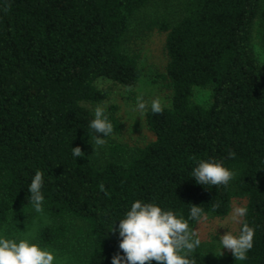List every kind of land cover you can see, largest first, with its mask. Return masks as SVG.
<instances>
[{"label": "trees", "instance_id": "obj_1", "mask_svg": "<svg viewBox=\"0 0 264 264\" xmlns=\"http://www.w3.org/2000/svg\"><path fill=\"white\" fill-rule=\"evenodd\" d=\"M150 1L0 0V224L31 205L28 186L40 170L43 206L56 223L40 229L38 242L66 243L69 218H77L93 239L85 264H112L124 255L119 219L136 200L192 226L193 204L226 216L233 198L246 196L244 221L255 230L247 259L216 262L200 247L189 258L264 264V65L253 47L259 18L264 48V0H185L182 18L163 25L173 101L161 114L146 113L155 138L134 153L114 143L100 155L91 143L94 113L82 102L107 98L100 78L138 83L139 54L123 42ZM197 87L211 90L209 106L193 100ZM105 114L114 131L103 139L121 130L116 106ZM77 146L84 156L72 155ZM201 160L221 162L234 178L227 186L198 184L191 175Z\"/></svg>", "mask_w": 264, "mask_h": 264}, {"label": "rangeland", "instance_id": "obj_2", "mask_svg": "<svg viewBox=\"0 0 264 264\" xmlns=\"http://www.w3.org/2000/svg\"><path fill=\"white\" fill-rule=\"evenodd\" d=\"M185 0H151L131 20L123 42V48L129 53L139 54V65L142 68V76L134 86H125L107 78L97 80V86L108 91L107 98L98 103L84 101L82 104L94 113L97 105L109 111L116 106V112L121 122V130L105 139L103 146L94 145L95 150H102L100 155L109 153V148L114 143L127 146L130 152H135L140 146L149 143L155 138L146 122V113L143 115L136 108L138 96H143L150 105L153 99L159 98L163 106H171L173 101V89L165 78L169 56L165 49L166 31L163 25H174L184 15ZM253 47L264 65V48L261 41L260 19H256L253 31ZM131 91H128V89ZM193 100L204 106H209L212 99L210 89L197 87ZM246 196H235L232 208L226 216L205 214L195 225L190 226L198 234L201 243L199 245L207 252L213 261L227 260L232 253L222 249L219 238L229 230L238 234L241 224L233 223L230 219L232 209L236 205L246 206ZM245 217L242 218V222ZM72 226L68 241L61 245H43L37 240L40 229L56 223L45 210L37 213L32 205L16 208L10 214L7 222L0 224V236L15 239H27L30 243H36L41 248L54 253V264H85L87 254L92 248L93 239L86 224L77 218H69ZM224 224L226 226H221Z\"/></svg>", "mask_w": 264, "mask_h": 264}, {"label": "clouds", "instance_id": "obj_3", "mask_svg": "<svg viewBox=\"0 0 264 264\" xmlns=\"http://www.w3.org/2000/svg\"><path fill=\"white\" fill-rule=\"evenodd\" d=\"M128 91H131L129 88ZM151 109L153 114H161L163 105L159 98L153 99L149 105L143 96L137 97L136 108L141 115ZM106 108L97 105L94 109V118L89 121V128L98 135L92 137L94 147L103 146L106 140L102 137L109 136L114 131V126L105 114ZM74 157H82L85 153L77 146L72 148ZM229 158H234L235 153L230 151ZM235 173L215 160H201L192 169L191 177L198 184L219 187L227 186L234 178ZM43 172L37 170L28 186L29 202L37 213L43 212L44 196ZM104 191V185L99 186ZM219 204L212 206V211L219 208ZM247 207L236 205L232 209L233 223L241 224L238 234L228 231L219 238L222 249L229 250L235 260H246L247 253L253 247L255 230L242 218L247 215ZM206 218L203 208L192 205L189 219L200 221ZM221 226H226L221 224ZM110 231H115L114 225ZM119 249L123 256L117 254L112 257V264H195L189 256L199 247L201 240L195 230L190 228L188 220L178 218L173 211L164 210L156 203H145L136 200L122 219H119ZM54 253L41 248L36 243L27 239H8L0 236V264H54Z\"/></svg>", "mask_w": 264, "mask_h": 264}]
</instances>
